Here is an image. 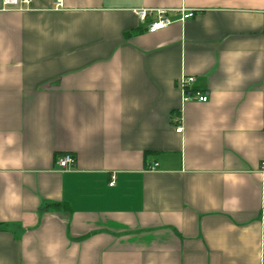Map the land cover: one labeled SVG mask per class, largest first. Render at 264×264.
Listing matches in <instances>:
<instances>
[{
    "label": "crops",
    "instance_id": "1",
    "mask_svg": "<svg viewBox=\"0 0 264 264\" xmlns=\"http://www.w3.org/2000/svg\"><path fill=\"white\" fill-rule=\"evenodd\" d=\"M53 3L0 0V264H264V0Z\"/></svg>",
    "mask_w": 264,
    "mask_h": 264
},
{
    "label": "built area",
    "instance_id": "2",
    "mask_svg": "<svg viewBox=\"0 0 264 264\" xmlns=\"http://www.w3.org/2000/svg\"><path fill=\"white\" fill-rule=\"evenodd\" d=\"M31 0H2V9L3 10H28L31 9ZM53 7L60 8L62 7V0H54ZM154 14L150 20L146 21V30L149 32H155L161 28L168 26L172 20L168 16L167 9L164 8H155V9H138L137 15L142 21L147 20ZM193 15V11L189 9L181 10V17L180 19L189 18ZM193 76L182 77L180 80V85L183 89L184 95L183 99L186 101L195 100V101H205L207 97L202 94L198 90H192V92H188L187 87L189 84L194 82ZM179 120V119H178ZM176 131L180 132L181 127L176 128ZM75 162L74 156L71 153H64L57 159V164L61 169H69L73 166ZM156 163L153 165V168L156 167ZM261 167L264 171V160L261 163ZM115 175H111V181L109 182L110 185L114 184Z\"/></svg>",
    "mask_w": 264,
    "mask_h": 264
}]
</instances>
